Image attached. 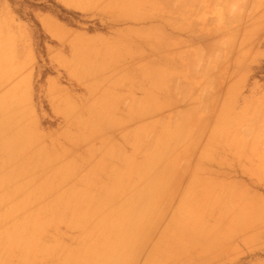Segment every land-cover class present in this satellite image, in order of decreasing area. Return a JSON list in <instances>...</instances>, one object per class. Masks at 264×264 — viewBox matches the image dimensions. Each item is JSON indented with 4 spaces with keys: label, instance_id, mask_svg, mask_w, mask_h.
Returning a JSON list of instances; mask_svg holds the SVG:
<instances>
[{
    "label": "rangeland",
    "instance_id": "rangeland-1",
    "mask_svg": "<svg viewBox=\"0 0 264 264\" xmlns=\"http://www.w3.org/2000/svg\"><path fill=\"white\" fill-rule=\"evenodd\" d=\"M12 1L0 0V264H85L83 252L139 264L142 251L108 249L151 175L264 152V0H151L150 16L67 23L33 7L60 13L47 0ZM77 31L104 34L88 62L69 59ZM260 226L233 264H264Z\"/></svg>",
    "mask_w": 264,
    "mask_h": 264
},
{
    "label": "crops",
    "instance_id": "crops-1",
    "mask_svg": "<svg viewBox=\"0 0 264 264\" xmlns=\"http://www.w3.org/2000/svg\"><path fill=\"white\" fill-rule=\"evenodd\" d=\"M56 1L112 21L151 15V0ZM103 38L102 32L77 31L65 40L69 59L88 62V50L101 51ZM242 152L233 155L231 149L228 157L214 152L176 174L151 175L141 199L123 204L138 210L134 221L118 226L108 251H142L139 264H233L238 251H253L254 223L261 225L258 235L263 238L264 199H254L258 191L251 181L264 183V152L253 158L247 145ZM156 251H164L159 263Z\"/></svg>",
    "mask_w": 264,
    "mask_h": 264
},
{
    "label": "trees",
    "instance_id": "trees-1",
    "mask_svg": "<svg viewBox=\"0 0 264 264\" xmlns=\"http://www.w3.org/2000/svg\"><path fill=\"white\" fill-rule=\"evenodd\" d=\"M10 2L13 3L12 0H9ZM48 2H51L58 10L59 12L61 13H57L56 11L54 10H51L47 7H45L44 5H33L34 8L36 9H39L43 12H49L51 13L52 15H54L57 19H59L60 21L64 22V23H67V20L63 17L62 14H71V13H76V14H80L78 12H75V11H72V10H69V9H66L65 7H63L62 5H60L56 0H47ZM32 20L33 22L35 23V25L39 28V30H41V26L40 24L32 17Z\"/></svg>",
    "mask_w": 264,
    "mask_h": 264
},
{
    "label": "bare ground",
    "instance_id": "bare-ground-1",
    "mask_svg": "<svg viewBox=\"0 0 264 264\" xmlns=\"http://www.w3.org/2000/svg\"><path fill=\"white\" fill-rule=\"evenodd\" d=\"M172 133H173V132H172ZM173 134H175V133H173ZM173 136H174V135H173ZM159 146H160V145H159ZM104 190H105V189H104ZM90 245H91V244H90ZM80 250H82V249H80ZM106 252H107V251H106ZM106 252H105V253H106ZM83 253H84V252H83ZM83 253H82L81 256L79 257V259L81 260V263L88 264V261H89V260H87L88 257L86 258V254H85L86 252L84 253V254H85V255H84V256H85L84 259L87 260V263L85 262L84 259H83L84 261L82 260ZM92 255H94V254L92 253ZM92 255H91V257H92ZM88 256H89V254H88ZM91 257H90V258H91ZM98 257H99V259L101 258V256H98ZM98 257H96L97 260H98ZM94 260H95V259H94ZM82 261H83V262H82ZM91 261H92V260H90V263H91ZM79 262H80V261H79ZM92 262H93V261H92ZM74 263H75V262H74ZM104 263H105V261H104ZM91 264H92V263H91ZM95 264H96V263H95Z\"/></svg>",
    "mask_w": 264,
    "mask_h": 264
}]
</instances>
